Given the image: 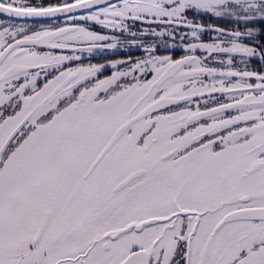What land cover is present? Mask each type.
Segmentation results:
<instances>
[{"label":"snow or ice","instance_id":"6c2138e0","mask_svg":"<svg viewBox=\"0 0 264 264\" xmlns=\"http://www.w3.org/2000/svg\"><path fill=\"white\" fill-rule=\"evenodd\" d=\"M0 264H264V0H0Z\"/></svg>","mask_w":264,"mask_h":264}]
</instances>
